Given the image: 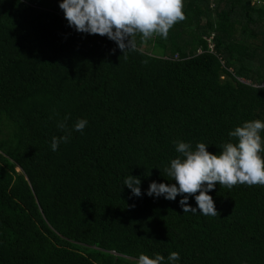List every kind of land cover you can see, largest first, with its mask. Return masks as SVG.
<instances>
[{"label":"trees","instance_id":"16d2710c","mask_svg":"<svg viewBox=\"0 0 264 264\" xmlns=\"http://www.w3.org/2000/svg\"><path fill=\"white\" fill-rule=\"evenodd\" d=\"M183 3L167 39L137 34L122 54L70 27L59 0H0V264H168L173 251L175 264H264V186L217 184L215 217L146 194L175 183V142L219 154L237 126L264 122V0Z\"/></svg>","mask_w":264,"mask_h":264},{"label":"clouds","instance_id":"9594fccd","mask_svg":"<svg viewBox=\"0 0 264 264\" xmlns=\"http://www.w3.org/2000/svg\"><path fill=\"white\" fill-rule=\"evenodd\" d=\"M59 8L70 27L77 32L106 36L116 43L122 54L135 50L137 34L144 41L154 36L167 39L169 30L186 19L183 0H59ZM68 119L69 116H65L57 123L58 129L66 134L53 136L52 151H56L61 142H68L71 134ZM87 124L86 119H78L73 128L83 132ZM261 131H264V122L259 119L243 122L228 134L236 138V142L223 144L219 154L207 151L208 145L202 142H198L194 150L189 143L175 142L180 155L164 168L166 176L175 183L151 181L146 194L168 200H175L180 195L183 213L195 214L198 208L201 215L219 216L214 200L208 194L217 184L228 189L238 184L264 186ZM140 184V178L132 175H128L123 183L137 197L142 195ZM189 196H194L197 207L188 203ZM179 258L178 252H171L168 264H175ZM164 261L165 257L158 253L154 258L141 253L136 264H164Z\"/></svg>","mask_w":264,"mask_h":264},{"label":"rangeland","instance_id":"374dc122","mask_svg":"<svg viewBox=\"0 0 264 264\" xmlns=\"http://www.w3.org/2000/svg\"><path fill=\"white\" fill-rule=\"evenodd\" d=\"M212 5V4H211ZM209 42V40H208ZM146 49H149L148 47H150L149 45L145 46ZM142 48H144V45L142 46ZM4 121H0V139L1 138H4L5 137V131H4V127L5 125H2ZM16 171H18V169H15ZM27 189H30L29 185H27V182H26V188L24 189V195L26 197H32L33 194L32 193H28V190Z\"/></svg>","mask_w":264,"mask_h":264}]
</instances>
